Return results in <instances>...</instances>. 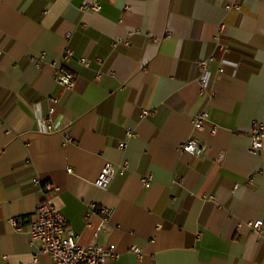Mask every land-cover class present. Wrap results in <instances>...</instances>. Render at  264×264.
Returning a JSON list of instances; mask_svg holds the SVG:
<instances>
[{"label": "crops", "instance_id": "1", "mask_svg": "<svg viewBox=\"0 0 264 264\" xmlns=\"http://www.w3.org/2000/svg\"><path fill=\"white\" fill-rule=\"evenodd\" d=\"M219 29L228 51L209 65L208 99L196 62ZM60 69L72 89L55 82ZM51 107L68 144L43 131ZM202 109L211 122L194 131ZM0 116V264H54L7 222L34 219V178L59 188L49 198L80 246H115L108 264H264L248 225L264 226V141L252 153L249 136L264 123V0H0ZM190 139L201 153L182 148ZM123 161V176L95 187Z\"/></svg>", "mask_w": 264, "mask_h": 264}, {"label": "built area", "instance_id": "2", "mask_svg": "<svg viewBox=\"0 0 264 264\" xmlns=\"http://www.w3.org/2000/svg\"><path fill=\"white\" fill-rule=\"evenodd\" d=\"M239 5L229 4L225 6L227 11L235 10L240 11ZM101 9L98 3H92L85 5L82 10L97 12ZM214 49L213 53L205 59H200L196 62V67L198 70V76L196 82L199 86V94L206 96L208 99L212 97V93L208 90V85L211 81V71L209 65L214 60H217V54H224L228 51L227 47L221 42L220 29L218 32L212 36ZM127 43V41H124ZM72 53L67 51L65 53L64 59L70 58ZM82 65L88 66V61L81 59ZM225 60L220 58L218 60V66L216 69V74L220 77L223 74V66ZM99 77V76H98ZM55 82L61 86L68 89L74 87L73 76L70 72L60 69L55 75ZM53 102H56L53 99ZM48 115L40 120L41 126H43V131L45 133L50 132H60L57 130L52 121V115L54 113L53 107L48 111ZM142 115H147L146 111L142 112ZM2 122V117L0 116V123ZM210 116L206 109H202L192 118V126L194 131H202L206 124H209ZM217 127H211V133L216 132ZM64 134V133H63ZM131 131H127L126 138L133 137ZM251 147L250 151L252 153H260L263 148L264 141V123L255 122L253 123L249 132ZM72 140L68 135L64 134V144L70 143ZM126 146L125 141H121L118 145L120 149H124ZM187 149L191 153H201L202 148L198 146V143L194 139L188 140L182 147ZM128 163L123 161L119 166H115L113 163H105L99 176L97 177L94 185L101 191H106L109 187L111 181L116 176H123L127 170ZM68 172L71 170L68 169ZM143 186L145 189L149 188L152 184V176L146 175L141 178ZM34 185L39 189V194L41 198L39 199L35 211L34 219L23 221L21 217H10L7 219L8 224L16 231L23 232L28 235L29 243L36 246L39 253L47 254L51 257L54 264H108L110 260L118 259V253L114 245L101 246L98 244L80 246L78 244V234L67 227L66 220L59 210L55 208L51 202L49 195L57 193L59 191L58 187L53 186L48 182H43L39 178H34L31 180ZM94 207V205H93ZM101 213L104 215L103 223L106 222L107 218L111 215V210L107 208H102ZM91 212H87L85 215L86 226H90L89 218ZM252 231L258 236L264 239V226L260 221H251L248 223ZM101 227L95 232V237L97 232H99ZM133 251L139 254V249L133 248ZM5 259L4 256L0 255V260ZM36 260V258H35Z\"/></svg>", "mask_w": 264, "mask_h": 264}]
</instances>
